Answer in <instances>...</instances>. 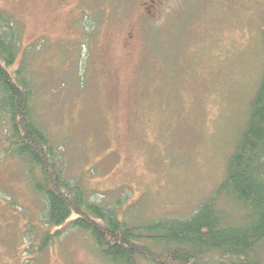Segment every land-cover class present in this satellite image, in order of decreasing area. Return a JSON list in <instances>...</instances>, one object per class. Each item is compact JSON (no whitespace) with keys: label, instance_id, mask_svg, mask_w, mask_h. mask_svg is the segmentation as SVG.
<instances>
[{"label":"rangeland","instance_id":"374dc122","mask_svg":"<svg viewBox=\"0 0 264 264\" xmlns=\"http://www.w3.org/2000/svg\"><path fill=\"white\" fill-rule=\"evenodd\" d=\"M0 8L20 24L23 49L34 47L35 116L69 179L98 202L125 194L134 223L183 219L210 199L262 75L264 0ZM218 206L241 218L229 197ZM43 212L23 164L0 154V264H109L81 231L39 250Z\"/></svg>","mask_w":264,"mask_h":264},{"label":"trees","instance_id":"16d2710c","mask_svg":"<svg viewBox=\"0 0 264 264\" xmlns=\"http://www.w3.org/2000/svg\"><path fill=\"white\" fill-rule=\"evenodd\" d=\"M32 48L23 49L20 24L0 8V154L23 164L43 200L39 250L68 229L88 234L109 264H264V65L224 180L210 199L183 219L134 223L131 207L123 209L125 194L98 202L66 176L56 142L35 116ZM224 196L240 219L218 206Z\"/></svg>","mask_w":264,"mask_h":264}]
</instances>
